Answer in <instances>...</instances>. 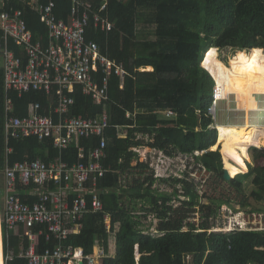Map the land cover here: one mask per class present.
<instances>
[{"label": "trees", "instance_id": "trees-1", "mask_svg": "<svg viewBox=\"0 0 264 264\" xmlns=\"http://www.w3.org/2000/svg\"><path fill=\"white\" fill-rule=\"evenodd\" d=\"M55 1L57 16L67 18L72 0ZM83 1L92 3L95 9L107 2L102 13L114 23V28L106 33L95 31L91 26L87 38L97 40L111 58L123 62L127 75L123 88L121 79L112 77L109 99L102 103H95L80 86L70 93L75 99L70 115L88 117L108 111L110 127L105 133L106 157L102 162L110 173L99 179L103 210L87 214L82 231L70 235L64 243L83 247L86 254L98 242L104 241L109 248L105 218L109 215L115 239L114 254L103 258L100 264H187L189 254L193 264H264V231L212 230L221 207L231 201L211 196L202 202L194 184L187 179L189 172L185 177H172L183 187L181 193L176 189L175 194L186 198L180 199L181 205L169 217L159 220L156 233L143 227L142 215L132 211L125 198L151 195L157 178L151 173L143 180L134 179L128 189L121 183L123 174L149 169L133 149L149 146L169 156L179 152L191 154L206 171L238 189L244 187L243 179L252 177L251 196L257 201L264 200V148L254 147L251 170L235 174L248 168L249 158L252 162L250 149L246 147L257 144L253 137L261 127L218 123L216 129L215 119L209 112L215 84L219 99L238 96L241 106L252 102L255 108L256 95H264V92L223 95L219 85L222 80L241 89L239 74H245L248 67L264 69V0ZM11 8L23 10L35 40L42 37L47 45V27L39 12L24 0H5L0 13ZM2 34L0 31V38ZM11 48L18 56L23 54L13 41ZM225 50L226 56L240 51L225 62ZM204 58L209 64L207 67L202 66ZM146 67L150 71L142 70ZM6 95L4 69L0 67V175L5 174L7 164L25 160L41 158L50 162L62 158L70 164L78 161L77 146L61 150L47 137L43 140L37 136L10 137L7 141ZM8 96L14 104L12 114L21 117L32 114L31 106L36 102L41 105L37 112L52 114L58 102L55 90L52 93L31 90L22 96L11 90ZM168 110L174 111L175 116H167ZM116 126L127 131V135L118 136ZM238 138L251 140L241 142ZM98 143V136L81 139L85 160ZM224 166L234 167L232 179H224ZM195 213L200 214L201 221H187ZM24 231L21 226L8 235L3 226L5 253L14 255L7 264H29L27 258L19 256L21 249L30 246ZM57 244L58 240L47 239L45 232L39 237L36 250L41 253ZM137 248L141 253L139 259Z\"/></svg>", "mask_w": 264, "mask_h": 264}, {"label": "built area", "instance_id": "built-area-1", "mask_svg": "<svg viewBox=\"0 0 264 264\" xmlns=\"http://www.w3.org/2000/svg\"><path fill=\"white\" fill-rule=\"evenodd\" d=\"M24 1L41 15L47 27L48 43L44 45L42 37L35 40L22 9L11 8L0 13V29L3 33L0 38V60L3 63L7 94L6 139L37 136L43 140L47 137L61 150L77 146L79 159L74 164L62 158L50 162L38 158L7 164L4 171L3 226L8 235L23 226L30 246L21 249L19 256L27 258L29 264H79L81 261L84 264H100L103 258L114 254L110 240L114 233L110 230L109 215L105 217L109 248H106L104 241L98 242L93 251L86 254L83 247L65 244L64 241L70 235L82 231L87 214L104 208L99 179L109 173L102 162L106 157L105 133L110 127L109 115L108 111L88 117L70 115L75 103L70 93L74 92L76 86H80L83 93L91 96L95 103H102L109 99V85L114 75L121 79V88L124 87L127 75L124 63L111 58L97 40L87 38L91 26L95 31L108 33L114 28V23L102 13L107 8V2L95 9L90 2L72 0L67 18H60L55 13V0ZM12 41L21 47V56L11 48ZM11 90L18 91L21 96L31 90H44L46 93L55 90L57 106L52 114L44 115L37 112L41 105L36 102L31 106L32 114L23 117L13 115V100L8 96ZM217 96L215 87L214 102L209 108L214 116L218 101L221 100ZM165 114L175 116L172 110ZM116 128L118 136L127 135L122 127ZM92 136H98L99 143L90 152L88 160H85L80 141ZM138 148L133 149L139 153ZM149 148V155H145L146 161L141 162H146L154 176H159L160 166L168 164L171 156L157 148ZM30 195L36 196V199L29 201L23 198ZM239 213L228 218L223 229L214 226L212 230L264 231V213H253L248 217ZM45 232L47 239H56L58 244L39 253L36 247L39 237ZM13 259V254L4 253L3 264ZM187 261V264H193L190 254Z\"/></svg>", "mask_w": 264, "mask_h": 264}, {"label": "rangeland", "instance_id": "rangeland-1", "mask_svg": "<svg viewBox=\"0 0 264 264\" xmlns=\"http://www.w3.org/2000/svg\"><path fill=\"white\" fill-rule=\"evenodd\" d=\"M235 50L226 56L227 50L223 53V59L228 62L230 56L239 52ZM226 56V57H225ZM208 56H206L207 58ZM2 62V60H1ZM202 66H209L207 60L204 58ZM150 71V68H146ZM242 83V88L232 87L230 84L219 82L220 90L223 95L229 93H260L264 92V69H255L248 67L245 74H239ZM252 102L241 106L240 99L238 96H230L228 100H219L217 105V112L213 118L216 122V129L218 123L225 124H244L245 127L250 125L258 124L257 133L254 134V139L257 144L253 147H246L250 152V158L247 160L248 168L238 173H245L252 169L253 164V149L257 145L258 148H264V95H256L255 108L252 107ZM219 135V134H218ZM241 142H248L250 138H238ZM218 143V140H217ZM220 144V143H219ZM148 147H139V160H145V155H149ZM221 150V147L219 148ZM199 153V152H198ZM196 152V154H198ZM146 161V160H145ZM146 163V162H144ZM137 161H134V165ZM161 170L158 172L160 175L155 176L156 182L152 186L153 193L143 198H136L133 196H127L125 198L129 208L137 214L142 215L143 227L152 233H156L158 222L161 219H166L172 212H174L179 205H181L180 199H185L183 195L177 196L178 193L183 190L182 185L175 183L172 177H185V173L189 172L187 179L192 181L195 189L199 192L202 202H207V197H223L230 199L231 204H224L221 207V213L214 220V226L224 228L225 223L228 222V218L239 212L238 215L245 214L246 217L251 216L253 213L259 214L264 213V200L257 201L251 196V192L254 189L252 183V177L243 179L244 187L238 189L231 186L228 182L222 180L217 175L206 171L201 167L200 163L196 158L187 153H177L171 156L168 160V164L161 165ZM110 173V172H109ZM152 173L151 168L143 170H132L131 173H125L121 177V183L124 189H128L129 186L133 185L134 179H145L146 175ZM170 177V178H169ZM161 178L168 179V181L160 180ZM147 185V184H146ZM5 197L2 193L1 198ZM227 207V208H226ZM187 221L199 223L201 221L200 214L195 213ZM155 229V230H154ZM112 239V240H111ZM112 242V248L114 251V237L110 238Z\"/></svg>", "mask_w": 264, "mask_h": 264}, {"label": "crops", "instance_id": "crops-1", "mask_svg": "<svg viewBox=\"0 0 264 264\" xmlns=\"http://www.w3.org/2000/svg\"><path fill=\"white\" fill-rule=\"evenodd\" d=\"M4 2H5V0H0V10L2 9V7L4 5ZM0 31H1V29H0ZM2 64L3 63L0 60V67H2ZM143 147H147V146H143ZM146 149L149 150L150 148L148 147ZM0 187H1L0 188V262H1V264H3V255L5 253L3 221H2L3 214H4V197L1 198V195H2V193L5 195V174L0 175ZM26 199H28L29 201H33L36 199V196L30 195V197L27 196ZM137 259H139V258H137Z\"/></svg>", "mask_w": 264, "mask_h": 264}, {"label": "water", "instance_id": "water-1", "mask_svg": "<svg viewBox=\"0 0 264 264\" xmlns=\"http://www.w3.org/2000/svg\"><path fill=\"white\" fill-rule=\"evenodd\" d=\"M223 177L226 180H230V179L233 178V176L230 174V172L228 171V169L225 168V166H224ZM138 251H139V249H138ZM139 253H140V251H139ZM140 255H141V253H140ZM140 255H139V257H140ZM79 264H84V261H81Z\"/></svg>", "mask_w": 264, "mask_h": 264}, {"label": "bare ground", "instance_id": "bare-ground-1", "mask_svg": "<svg viewBox=\"0 0 264 264\" xmlns=\"http://www.w3.org/2000/svg\"><path fill=\"white\" fill-rule=\"evenodd\" d=\"M226 169H228V171H229L230 174L232 175L234 167L229 166V167H227ZM136 257L139 258V251L136 252Z\"/></svg>", "mask_w": 264, "mask_h": 264}, {"label": "clouds", "instance_id": "clouds-1", "mask_svg": "<svg viewBox=\"0 0 264 264\" xmlns=\"http://www.w3.org/2000/svg\"><path fill=\"white\" fill-rule=\"evenodd\" d=\"M150 68V67H149ZM215 87H216V84H215Z\"/></svg>", "mask_w": 264, "mask_h": 264}]
</instances>
